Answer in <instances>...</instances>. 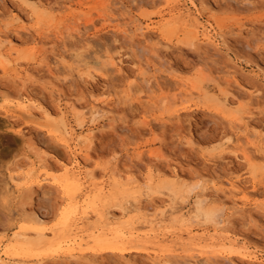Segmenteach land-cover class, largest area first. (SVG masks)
Instances as JSON below:
<instances>
[{
    "label": "rangeland",
    "instance_id": "obj_1",
    "mask_svg": "<svg viewBox=\"0 0 264 264\" xmlns=\"http://www.w3.org/2000/svg\"><path fill=\"white\" fill-rule=\"evenodd\" d=\"M0 36L6 264H222L230 248L264 264V0H0ZM22 99L32 117L14 110ZM68 178L72 200L58 187L29 198L30 180ZM132 232L124 257L67 253Z\"/></svg>",
    "mask_w": 264,
    "mask_h": 264
},
{
    "label": "bare ground",
    "instance_id": "obj_2",
    "mask_svg": "<svg viewBox=\"0 0 264 264\" xmlns=\"http://www.w3.org/2000/svg\"><path fill=\"white\" fill-rule=\"evenodd\" d=\"M162 1V0H161ZM156 4V3H155ZM193 4V3H192ZM149 26H146V27H137L135 29L136 32H139L140 35L142 36H145L146 35V30H149ZM127 31H125L126 33ZM202 41L203 42H212L211 40V37L209 36V34L206 32V31H203V37H202ZM4 45V43L2 42V37L0 36V48ZM194 45V44H193ZM167 47V46H166ZM114 65V67H117L118 65L116 63H112ZM120 69V68H119ZM230 71L228 70V74L230 77L234 79H236V70L233 69V68H229ZM145 74V73H143ZM237 82V81H236ZM226 99L228 100V92H226ZM231 93V92H229ZM225 94V93H224ZM186 95H191L186 93ZM214 98V97H212ZM180 100V99H179ZM176 97H174L173 101L174 103L178 102L179 101ZM165 101V100H164ZM229 101V100H228ZM238 101H240V99H238ZM162 102V100H161ZM105 106H108L107 104H105L104 106L100 107L99 109H95L96 113L97 114H101V113H106V114H110L109 116L107 115L106 117H108V119H110V117H112L111 115H113V111H107L105 109ZM115 108V107H114ZM17 110V111H20L23 115L27 116V117H32L34 115L33 113V106L31 104V102L29 100H20L18 101L15 106H14V110ZM12 110L11 112V116L14 118V113L15 111ZM115 112V111H114ZM179 112V111H178ZM174 115V114H173ZM172 115V116H173ZM175 116V115H174ZM180 117V115H178ZM173 118V117H172ZM177 118V117H176ZM116 126V125H115ZM119 126V125H118ZM120 129V128H119ZM96 138V131H94V129L90 130L89 134L85 137V143L87 144V150L85 151V154H84V157L86 158H90L91 155H90V150H92V148L94 147V140ZM191 142H188V145H191L190 144ZM187 145V144H186ZM262 156L264 157V147L262 148ZM140 155V158L142 156V154H139ZM77 166H80L81 163L79 161L76 162ZM45 165V163H44ZM43 166V165H42ZM46 166V165H45ZM28 177H30V175H28ZM12 181H16V178L14 176L11 177ZM45 180V179H44ZM44 180H37V181H32L30 180L26 185L28 188H30L31 190V193H30V199L33 201L34 200V194L36 192L40 193L39 191L41 190L43 196H47L49 194V192L52 190V188L54 189L55 187H58V188H61L62 190L65 191V193L67 192L68 193V196L70 200H72V193H76L77 191H74L72 192V187H73V184H72V181L73 183H77V180H72L71 179H64L65 182H53L51 184H46L44 182ZM47 180V179H46ZM57 181V180H56ZM63 181V179L61 180ZM75 183V184H76ZM82 184V183H81ZM228 186H229V191L231 192H235V191H238L240 189H242V184H243V181L240 180L239 178H236V179H231L228 181ZM77 185V184H76ZM75 185V187H76ZM79 182H78V187H79ZM81 187V186H80ZM37 188V189H35ZM77 188V187H76ZM75 189V188H74ZM78 189V188H77ZM43 190V191H42ZM50 190V191H49ZM37 193V194H38ZM75 195V194H73ZM67 196V194H66ZM34 202V201H33ZM47 202V201H46ZM33 204V203H32ZM74 204V203H73ZM73 207V206H72ZM71 208V206H70ZM69 208V209H70ZM74 208H72L73 210ZM71 210V209H70ZM38 211V210H37ZM34 211L31 215V217L29 218L30 222L36 224V225H41L44 220L42 218V215L40 214V212L38 211ZM75 211V210H74ZM73 211H69L68 213H71L72 214ZM76 212V211H75ZM242 212V211H241ZM74 214V213H73ZM70 215V214H69ZM243 215V214H242ZM71 217V216H70ZM69 216H66L64 217L63 221L61 222L62 223V226L63 227H66V224L68 223L69 221ZM74 217V215L72 216ZM247 218V217H246ZM252 220V219H251ZM150 223L151 226H154L153 222H148ZM37 229V228H35ZM137 229V228H136ZM121 230V229H120ZM37 231V230H36ZM153 231V230H151ZM118 232V231H117ZM41 233V232H40ZM43 233V232H42ZM145 233V232H144ZM118 234V233H117ZM123 234V233H122ZM142 234V233H141ZM39 235V234H38ZM112 235V234H111ZM111 235L109 237H111ZM140 234L139 232H132L130 233L129 236H126V235H121V234H118L116 235L114 238L110 239V238H97L96 241L94 242L95 245H94V248L92 249H85L83 248V240L82 239H74L75 243H72L71 245H69L68 249H67V253L69 256L71 257H74L76 255H79V257H81L80 259H82V257L84 256H87V255H91L93 257H98L101 253H104V252H110V253H113L114 255L117 254L121 257H124L126 255V253L128 252V247L125 246L124 244H121V240H128V241H132L134 240L136 237H138ZM150 235V233H149ZM71 236V235H70ZM77 236V235H76ZM113 236V235H112ZM23 237V236H22ZM71 239V237L69 238ZM68 239V240H69ZM28 240V239H27ZM26 240V241H27ZM66 241V240H65ZM69 241H72V240H69ZM69 241H66V242H69ZM39 240H38V244H39ZM134 242V241H132ZM135 244V243H133ZM37 245V243H36ZM127 245V244H126ZM132 245V244H131ZM136 245V244H135ZM90 248V247H89ZM12 249V248H11ZM132 250V249H131ZM49 252V251H48ZM234 253H237V255L243 260V261H246V262H249V263H254L257 261V259L252 256L251 253H249L248 251H238V250H233L232 248L224 251V252H219L218 255L221 256V258L224 260V262L222 264H237L235 263V261L232 260V256L234 255ZM106 255V254H105ZM163 255V254H162ZM19 256V255H18ZM154 256H156L153 260V264H165V260L163 258H161V255L158 253V254H155ZM210 256V255H209ZM195 256H191V258H188V259H185L183 262H178V264H195L194 262H192V259H194ZM209 258H212L211 256ZM78 259V258H77ZM79 259V260H80ZM84 259V258H83ZM82 259V261H83ZM209 261V260H208ZM127 262V261H126ZM78 263V262H77ZM221 263V262H220ZM0 264H6L1 256H0ZM64 264V263H63ZM211 264V263H209Z\"/></svg>",
    "mask_w": 264,
    "mask_h": 264
}]
</instances>
